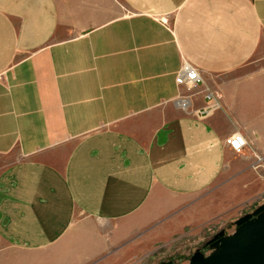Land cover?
<instances>
[{"label":"crops","instance_id":"obj_1","mask_svg":"<svg viewBox=\"0 0 264 264\" xmlns=\"http://www.w3.org/2000/svg\"><path fill=\"white\" fill-rule=\"evenodd\" d=\"M228 199L264 201V0H0V264H147Z\"/></svg>","mask_w":264,"mask_h":264},{"label":"water","instance_id":"obj_2","mask_svg":"<svg viewBox=\"0 0 264 264\" xmlns=\"http://www.w3.org/2000/svg\"><path fill=\"white\" fill-rule=\"evenodd\" d=\"M236 228L229 233L216 232L205 244L211 250L204 253L199 247L188 264H264V202L252 212L234 220ZM153 264H173L171 259Z\"/></svg>","mask_w":264,"mask_h":264},{"label":"rangeland","instance_id":"obj_3","mask_svg":"<svg viewBox=\"0 0 264 264\" xmlns=\"http://www.w3.org/2000/svg\"><path fill=\"white\" fill-rule=\"evenodd\" d=\"M229 200V210L228 216L225 219H221L215 223L207 224L202 232L198 235H190L188 238L185 237H176L171 244L163 242L161 245H157L154 251L150 254V259H148L147 264H153L157 261L161 262L164 260L171 259L173 264H188L190 256L195 251L196 248H200L204 253H208L211 248L204 245L210 237L216 234L217 231L224 229L225 233H229L236 226L234 225V220L247 212H252L251 205L248 201L240 203L235 199ZM264 202V201H262ZM261 202V203H262ZM177 233L175 234V236Z\"/></svg>","mask_w":264,"mask_h":264},{"label":"built area","instance_id":"obj_4","mask_svg":"<svg viewBox=\"0 0 264 264\" xmlns=\"http://www.w3.org/2000/svg\"><path fill=\"white\" fill-rule=\"evenodd\" d=\"M182 70L180 73L177 74L176 76V81L179 82L180 84L183 83H189L190 85H196V83L199 82L201 79V76L199 72L197 71V68H193L192 65L189 63L185 62L182 65ZM207 99L208 104L203 107L202 110H199V113L202 115H209L211 113V110L216 108L218 105V102L215 97L218 96V94H215L211 90L208 91L207 93ZM180 105L184 107L186 105L185 102H180ZM226 142L231 146L236 152H239L242 148H244V145L246 144V140L243 137V134L238 132V133H233L229 136L226 137Z\"/></svg>","mask_w":264,"mask_h":264},{"label":"flooded vegetation","instance_id":"obj_5","mask_svg":"<svg viewBox=\"0 0 264 264\" xmlns=\"http://www.w3.org/2000/svg\"><path fill=\"white\" fill-rule=\"evenodd\" d=\"M206 241H207V240H206ZM204 245L209 246L208 244H205V243H204ZM209 247H210V246H209Z\"/></svg>","mask_w":264,"mask_h":264}]
</instances>
